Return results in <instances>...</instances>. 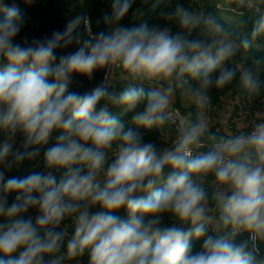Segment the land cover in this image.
Returning <instances> with one entry per match:
<instances>
[{
	"label": "clouds",
	"instance_id": "9594fccd",
	"mask_svg": "<svg viewBox=\"0 0 264 264\" xmlns=\"http://www.w3.org/2000/svg\"><path fill=\"white\" fill-rule=\"evenodd\" d=\"M149 2L112 0L106 31L94 33L90 19L77 15L50 37L19 43L25 14L14 0H0V61L7 62L0 71V264L83 257L87 264H264V109L227 135L211 131L207 115L214 90L235 86L249 102L264 103L260 71L234 60L264 37V0H234L254 10L239 43L214 16L181 3L151 25L121 23L129 14L140 20ZM73 44L75 51L56 55ZM97 70L106 79L90 93L69 90L74 73L91 80ZM110 73L128 85L117 91L106 82ZM177 90L195 119L160 147L145 130L169 123ZM111 106L133 112L130 121ZM54 133L43 171L7 176L39 156ZM193 239L202 241L198 248Z\"/></svg>",
	"mask_w": 264,
	"mask_h": 264
},
{
	"label": "trees",
	"instance_id": "16d2710c",
	"mask_svg": "<svg viewBox=\"0 0 264 264\" xmlns=\"http://www.w3.org/2000/svg\"><path fill=\"white\" fill-rule=\"evenodd\" d=\"M20 0H14L17 4ZM227 2L229 6L235 8L236 10L242 13V16L235 22L225 21L221 18V14L219 9L217 8V1L216 0H150L149 4L143 9V16L140 20H132L131 15L129 14L121 23L125 26L133 27L138 26L140 22H147L149 25L154 23L159 15V13L164 9H172L176 3H181L184 7L197 11L199 13H203L205 15L214 16L216 21L222 26L224 33H226L230 38L235 40L239 43L240 40L249 37L251 27H252V18L254 15L249 12L245 7H239L234 2V0H223ZM9 4L13 2V0H7ZM47 0H35V4H45ZM81 2V10L83 11L84 15H86L91 22L92 31L98 32L101 30H107V26L103 23V16L106 13L111 12V3L112 0H80ZM139 3V0H138ZM18 5V4H17ZM21 11L25 14L26 24L20 35L17 37V42L20 41L25 35L29 34L32 30L37 28V21L32 18L30 13L22 6L18 5ZM69 7L67 0H64V15L68 18V20L74 18L75 16H68ZM2 15V13H0ZM99 21V23H98ZM235 62H238L242 65L248 67H254L258 69L261 73V78L264 79V37L258 38L257 40L252 42V47L248 50L240 49L238 54L234 57ZM7 66V62L0 63V71H2ZM128 83L127 81H114V78L110 80V85H113L117 91H121L124 88V85ZM139 86V85H137ZM70 91H77L74 87H72L69 83L68 85ZM147 89V86H145ZM177 94L181 92L180 90L176 91ZM226 96H230V99L233 97L237 98H246L242 91L233 86L229 87L222 91H212V103L221 107L223 105V99ZM252 111H259L264 109V103L260 100H256L255 102H249ZM110 113L113 116H116L119 120L123 122H128L133 115V112L125 111L122 106H111L109 109ZM252 117H255L254 115ZM141 131H144L141 129ZM146 131V138L155 140L160 147H167L170 146L174 136L169 128V125L166 124L159 129H151L145 130ZM60 133H54L53 138L49 140L47 145L40 146L39 148V157L43 156V153L47 147H51L56 141L55 137L58 136ZM6 138L3 137L2 140ZM35 159L25 160L22 164L18 166L16 169L15 167L7 172V176H16V177H25L28 174L34 171H43V163L41 164L40 170H33V167L36 164ZM63 171V170H62ZM62 175V173H61ZM156 188L162 187V184H157ZM148 195V194H145ZM14 197H9V202L11 203ZM37 213L35 210H30L28 215L35 216ZM124 215L123 212L119 213ZM70 226V225H69ZM187 227V226H185ZM71 231V229H69ZM247 239V234L239 235L236 240L237 242H241ZM191 243L194 247H199L202 241L199 240H191ZM258 259L264 261V245L260 248V255ZM67 264H87V257L79 258L75 261H69Z\"/></svg>",
	"mask_w": 264,
	"mask_h": 264
},
{
	"label": "crops",
	"instance_id": "0c3cea01",
	"mask_svg": "<svg viewBox=\"0 0 264 264\" xmlns=\"http://www.w3.org/2000/svg\"><path fill=\"white\" fill-rule=\"evenodd\" d=\"M217 4L221 7H217L221 14V18L225 21L235 22L241 16L242 13L235 8L229 6L227 2L223 0H216ZM216 4V5H217ZM264 7V5H261ZM114 81H123L119 75L114 73ZM173 110H177L181 114V120L186 121L189 116L195 119V108L186 100L182 92H175L173 97V105L171 107ZM257 111H252L249 105V101L246 98L232 97L230 102L222 105L216 114L211 115L207 111V115L210 121V130L218 134H230L235 130L236 126L247 127L249 118L251 116H256ZM3 136L0 133V144L3 143ZM23 137L21 134H17L15 137L14 147H19ZM16 169L18 167H15Z\"/></svg>",
	"mask_w": 264,
	"mask_h": 264
},
{
	"label": "water",
	"instance_id": "95a60500",
	"mask_svg": "<svg viewBox=\"0 0 264 264\" xmlns=\"http://www.w3.org/2000/svg\"><path fill=\"white\" fill-rule=\"evenodd\" d=\"M18 5L24 7L37 21V28L32 30L29 34L25 35L19 43H23L24 39L27 38L31 42L34 38L44 39L50 37L53 31L63 30L68 18L64 15V0H47L45 4L27 5L24 0H20ZM76 45L73 44L67 49H57L56 55L67 54L76 50ZM5 61H0L3 63ZM71 78H76L80 81L81 86L79 88L80 93H90L97 85H100L106 79V70H97L94 74L93 79L89 80L87 77L73 74ZM109 75L107 77V80ZM106 80V82H107Z\"/></svg>",
	"mask_w": 264,
	"mask_h": 264
},
{
	"label": "built area",
	"instance_id": "2783aa9c",
	"mask_svg": "<svg viewBox=\"0 0 264 264\" xmlns=\"http://www.w3.org/2000/svg\"><path fill=\"white\" fill-rule=\"evenodd\" d=\"M67 2H68V7H69L68 16H72V15H74V16H77V15H84L83 11L81 10V2H80V0H67ZM260 7H261L262 10H264V7H263V6L260 5ZM245 8H246L249 12H251V13L254 15V10H253V9H250V8H247V7H245ZM80 30H81V32L84 31V29H83V25L81 26V29H80ZM5 68H6V67H5ZM107 83H108V84L110 83V79H109V78H108V80H107ZM70 85L79 91V88H80V86H81V83H80V81H79L78 79H76V78H71V80H70ZM127 85H128V83H126V84L124 85V88H125ZM145 86H147V85H145ZM230 100H231V99H230V96H226V97L223 99V105L226 104V103H228V102H230ZM219 109H220V107L217 106V105H214V104L212 103V101H211V103L209 104V107H208V112H209L211 115H214V114L217 113V111H218ZM171 112H172L173 115H172V119L169 121L168 125H169V128H170V130H171L173 136H174V139H173V141H174L175 138H176V136L178 135L177 130H178V128H179L181 122H183V121L181 120V114H180L179 111L171 109ZM254 120H255V117H252V116H251V117L249 118L248 126H249L251 123H253ZM2 136L6 138V134H3V133H2ZM173 141H172V142H173ZM35 160H36L37 162H36L35 166L33 167V170H40V168H41V164L43 163V156H40V157L37 156V157L35 158ZM61 173H62V170H60V171H54V174L57 176L58 179H59V177L61 176Z\"/></svg>",
	"mask_w": 264,
	"mask_h": 264
},
{
	"label": "rangeland",
	"instance_id": "374dc122",
	"mask_svg": "<svg viewBox=\"0 0 264 264\" xmlns=\"http://www.w3.org/2000/svg\"><path fill=\"white\" fill-rule=\"evenodd\" d=\"M114 78V73L109 74V79L112 80Z\"/></svg>",
	"mask_w": 264,
	"mask_h": 264
}]
</instances>
